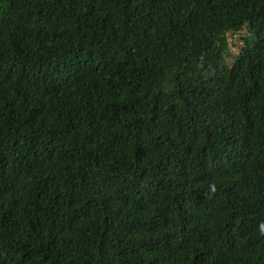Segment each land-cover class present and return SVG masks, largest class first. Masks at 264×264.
<instances>
[{
  "label": "trees",
  "instance_id": "16d2710c",
  "mask_svg": "<svg viewBox=\"0 0 264 264\" xmlns=\"http://www.w3.org/2000/svg\"><path fill=\"white\" fill-rule=\"evenodd\" d=\"M0 264H264V0H0Z\"/></svg>",
  "mask_w": 264,
  "mask_h": 264
},
{
  "label": "rangeland",
  "instance_id": "374dc122",
  "mask_svg": "<svg viewBox=\"0 0 264 264\" xmlns=\"http://www.w3.org/2000/svg\"><path fill=\"white\" fill-rule=\"evenodd\" d=\"M244 34H245V31H241L240 33H237V34L232 33L227 36V40L230 45L231 53H233L234 55L238 52L242 44L240 36Z\"/></svg>",
  "mask_w": 264,
  "mask_h": 264
}]
</instances>
